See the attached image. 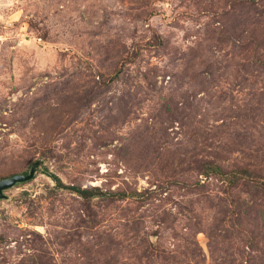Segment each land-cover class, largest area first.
<instances>
[{
	"label": "rangeland",
	"instance_id": "1",
	"mask_svg": "<svg viewBox=\"0 0 264 264\" xmlns=\"http://www.w3.org/2000/svg\"><path fill=\"white\" fill-rule=\"evenodd\" d=\"M229 3L227 0H0V179L10 173H22L30 163L29 171L35 161H41L30 180L4 190L5 197L0 198V233L8 236V242L0 246V255H5L7 262L0 256L3 261L0 264H31L30 254L34 252L41 255L45 264H72L80 241L96 239V230L103 232L104 237L120 232L121 221H127L123 217L134 215L133 201H119L116 207L96 199L93 206L100 224H96V230H88L83 220L88 216L80 198L64 189L52 194L55 181L44 172L45 167L65 183L101 185L113 179L114 188L126 179L141 190L158 189L162 178L186 166L183 153L195 150V139L201 134L197 129L178 145L182 134L169 128L173 143L161 139L159 146L173 151L156 171L126 170V165L116 159V149L122 137L131 135L146 121L151 126L161 125L162 116L156 114H161L162 96L175 86L170 79L172 75H165L167 70L177 71L193 63L191 75L188 72L186 78L199 85L196 76L205 68L200 57L220 59L230 71L231 63L240 61L239 57L231 59L230 44H224L222 49L215 46V40V45L208 42L213 28L221 27L223 32L225 25H220L223 17L214 16L213 11L225 6L228 9ZM201 37L203 47L190 49L197 46ZM119 69L123 79L96 86L94 79L103 76L110 79ZM144 72L153 77L154 85L142 79ZM125 89L138 92L142 99H133L136 119L117 127L115 120L106 115H110ZM217 90L230 92L225 76ZM97 93L100 102L88 101V97ZM204 93H199L198 98L205 97L207 101L210 97ZM235 94L239 92L235 90ZM33 97L38 98V112L27 116L28 125L12 123L16 104L30 102ZM67 102L70 105H64ZM74 105L81 107L77 117L69 122L71 114L65 111ZM118 112V108L111 111ZM21 119L23 122L25 118ZM115 130L118 136L113 143L98 144L91 149L90 136L81 142L83 133L96 132L110 140ZM242 155L236 150L226 163L233 162L235 156L243 158ZM251 163L252 169H260L259 160ZM116 168L123 176H110ZM243 182L239 187L242 198L249 195ZM172 193L174 199L182 196L176 190Z\"/></svg>",
	"mask_w": 264,
	"mask_h": 264
},
{
	"label": "trees",
	"instance_id": "2",
	"mask_svg": "<svg viewBox=\"0 0 264 264\" xmlns=\"http://www.w3.org/2000/svg\"><path fill=\"white\" fill-rule=\"evenodd\" d=\"M227 1L230 2L228 9L225 6L213 11L210 7L214 16L223 17L220 25H225L223 32L221 27H214L208 42L215 45V40V46L222 49L224 44H230L231 59L239 57L240 61L231 63L230 71L228 66H222L220 59L200 57L205 68L196 76L199 85L186 78L188 72L191 75L193 63L177 71L167 70L165 75H172L170 79L175 86L162 96L163 108L161 114H156L162 116L161 125L151 126L146 121L131 135L122 137L116 149V159L126 165V170L156 171L173 151L159 146L161 139L173 143L169 128H173L175 134H182L178 145L197 129L200 139L196 137L194 151L183 153L186 166L181 171L174 169L162 178L158 189L139 190L126 179L114 188L113 179L101 185L65 183L48 167L44 168L55 181L52 194L64 189L80 198L83 210L91 218L83 219L88 230H96V224H100L93 206L96 199L116 207L119 201L136 203L132 218L123 217L127 221H121L122 231L104 237L103 232L96 230V239L80 241L72 264H264V0ZM196 45L190 49L200 50L202 37ZM121 73L120 69L115 71L110 79L101 75L102 79H94L95 84L100 87L123 79ZM224 76L230 83V92L217 90ZM142 79L151 85L156 82L147 72L142 73ZM235 90L242 93L241 98ZM201 92L210 98L207 101L205 97L198 98ZM84 98L86 103L87 96ZM133 99L142 97L129 89L121 91L112 108H118L119 112L113 114L111 110L106 118L114 119L117 127L136 119ZM89 100L100 102L99 93L88 97ZM37 101L38 98L33 97L30 102L16 104L12 123L28 125L27 116L38 112ZM80 107L74 105L65 111L71 114L67 121L77 117ZM17 115L25 118L23 122ZM112 133L110 140L96 132L83 133L81 142L90 136L93 143L90 148L94 149L98 144L113 143L118 135L116 130ZM236 150L243 153V158L235 156L233 162L226 163ZM255 160H259L260 169H252L251 161ZM29 167L30 163L22 173L28 172ZM121 174L116 168L110 176H123ZM242 182L249 192L244 198L239 188ZM172 190L182 196L174 199ZM169 203L172 205L167 207ZM5 242L8 236L0 233V246ZM0 256L7 262L5 255ZM30 257L31 264H45L38 253H31Z\"/></svg>",
	"mask_w": 264,
	"mask_h": 264
},
{
	"label": "water",
	"instance_id": "3",
	"mask_svg": "<svg viewBox=\"0 0 264 264\" xmlns=\"http://www.w3.org/2000/svg\"><path fill=\"white\" fill-rule=\"evenodd\" d=\"M40 160L35 161L28 173H16L12 176L4 177L0 179V198L5 197L4 190L15 186L17 183L30 180L35 174L40 166Z\"/></svg>",
	"mask_w": 264,
	"mask_h": 264
}]
</instances>
